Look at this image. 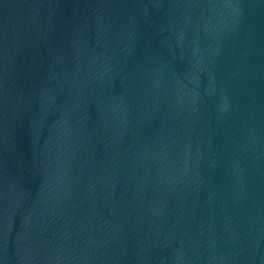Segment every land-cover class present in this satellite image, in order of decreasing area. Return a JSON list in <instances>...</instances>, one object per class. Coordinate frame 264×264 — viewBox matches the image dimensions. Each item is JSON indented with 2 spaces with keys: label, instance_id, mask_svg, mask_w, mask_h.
<instances>
[{
  "label": "water",
  "instance_id": "95a60500",
  "mask_svg": "<svg viewBox=\"0 0 264 264\" xmlns=\"http://www.w3.org/2000/svg\"><path fill=\"white\" fill-rule=\"evenodd\" d=\"M0 264H264V0H0Z\"/></svg>",
  "mask_w": 264,
  "mask_h": 264
}]
</instances>
